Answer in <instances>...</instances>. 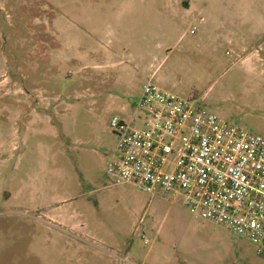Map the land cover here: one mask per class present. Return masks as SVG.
<instances>
[{
    "label": "rangeland",
    "instance_id": "rangeland-1",
    "mask_svg": "<svg viewBox=\"0 0 264 264\" xmlns=\"http://www.w3.org/2000/svg\"><path fill=\"white\" fill-rule=\"evenodd\" d=\"M261 43L264 0H0V264H264L106 174L149 81L264 138Z\"/></svg>",
    "mask_w": 264,
    "mask_h": 264
},
{
    "label": "built area",
    "instance_id": "built-area-1",
    "mask_svg": "<svg viewBox=\"0 0 264 264\" xmlns=\"http://www.w3.org/2000/svg\"><path fill=\"white\" fill-rule=\"evenodd\" d=\"M110 126L118 137L106 167L111 185L181 195L194 219L226 227L264 255V138L150 81L131 125L113 118Z\"/></svg>",
    "mask_w": 264,
    "mask_h": 264
},
{
    "label": "crops",
    "instance_id": "crops-1",
    "mask_svg": "<svg viewBox=\"0 0 264 264\" xmlns=\"http://www.w3.org/2000/svg\"><path fill=\"white\" fill-rule=\"evenodd\" d=\"M264 43H261L259 46H258V50H255L254 51V56H256L258 59H257V62L259 63H262L264 62ZM244 50V49H243ZM151 79V77H150Z\"/></svg>",
    "mask_w": 264,
    "mask_h": 264
},
{
    "label": "water",
    "instance_id": "water-1",
    "mask_svg": "<svg viewBox=\"0 0 264 264\" xmlns=\"http://www.w3.org/2000/svg\"><path fill=\"white\" fill-rule=\"evenodd\" d=\"M92 200H95V198L93 197Z\"/></svg>",
    "mask_w": 264,
    "mask_h": 264
}]
</instances>
